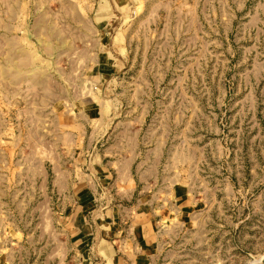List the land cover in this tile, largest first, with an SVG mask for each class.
Returning <instances> with one entry per match:
<instances>
[{
	"label": "rangeland",
	"instance_id": "rangeland-1",
	"mask_svg": "<svg viewBox=\"0 0 264 264\" xmlns=\"http://www.w3.org/2000/svg\"><path fill=\"white\" fill-rule=\"evenodd\" d=\"M81 4L99 7L98 0ZM2 7L0 0V120L33 109L34 98L22 91L32 94L39 85L3 81L7 44L23 48L36 40L4 35ZM116 42L111 51L125 61L120 73L127 76L117 92L135 109L138 126H202L197 146L179 148L192 206L159 229L152 249L122 255L117 264H264V0L117 3ZM77 74L59 88L87 93L91 86L77 82ZM17 93L22 97L10 98ZM3 190L9 193L0 196V224L10 227L0 264H100L66 257L60 244L55 257L43 226L49 210H35L31 194Z\"/></svg>",
	"mask_w": 264,
	"mask_h": 264
},
{
	"label": "crops",
	"instance_id": "crops-1",
	"mask_svg": "<svg viewBox=\"0 0 264 264\" xmlns=\"http://www.w3.org/2000/svg\"><path fill=\"white\" fill-rule=\"evenodd\" d=\"M85 1L1 0L2 33L36 40L23 48L7 44L3 81L39 85L32 94L22 91L34 98L33 109L2 114L0 196L14 189L31 194L35 210H49L43 226L55 257L60 244L66 257L117 264L122 255L152 249L159 229L192 206L179 148L197 146L202 126H138L135 109L117 92L127 78L120 73L125 61L111 51L117 52V3L138 0H98L97 10L82 8ZM75 72L77 82L91 86L87 93L59 88L74 83ZM9 227L2 220L0 258L9 249Z\"/></svg>",
	"mask_w": 264,
	"mask_h": 264
}]
</instances>
